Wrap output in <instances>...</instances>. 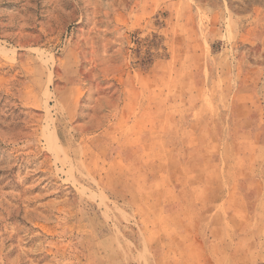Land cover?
<instances>
[{"label":"rangeland","instance_id":"rangeland-1","mask_svg":"<svg viewBox=\"0 0 264 264\" xmlns=\"http://www.w3.org/2000/svg\"><path fill=\"white\" fill-rule=\"evenodd\" d=\"M0 264H264V0H0Z\"/></svg>","mask_w":264,"mask_h":264},{"label":"crops","instance_id":"crops-1","mask_svg":"<svg viewBox=\"0 0 264 264\" xmlns=\"http://www.w3.org/2000/svg\"><path fill=\"white\" fill-rule=\"evenodd\" d=\"M171 122L174 124V120H171ZM163 131L164 129H162V133ZM156 133V142L159 144L157 148L164 150L161 151V155H157V162H155L156 165L161 164L172 166L171 170H173L174 165H205L212 160L211 142L206 141L210 139L206 137L204 138L201 133H198L197 135L194 132H188L187 136H184V133H182L178 137V140L173 137L169 139L166 135L164 136V133L163 135L161 134V128L159 125H157ZM168 141L171 142L168 143ZM163 142H166L167 144L163 145ZM166 170L169 171V168ZM174 174L177 175L176 172L173 173V176ZM176 189L177 190H174L176 195H178L176 191H180L179 194H182V196L189 195L185 189L181 190L179 187H176Z\"/></svg>","mask_w":264,"mask_h":264}]
</instances>
